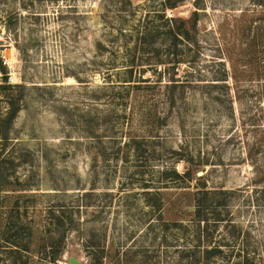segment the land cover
<instances>
[{"label":"rangeland","instance_id":"obj_1","mask_svg":"<svg viewBox=\"0 0 264 264\" xmlns=\"http://www.w3.org/2000/svg\"><path fill=\"white\" fill-rule=\"evenodd\" d=\"M174 1L0 0V264H264V0Z\"/></svg>","mask_w":264,"mask_h":264},{"label":"trees","instance_id":"obj_2","mask_svg":"<svg viewBox=\"0 0 264 264\" xmlns=\"http://www.w3.org/2000/svg\"><path fill=\"white\" fill-rule=\"evenodd\" d=\"M180 1L181 0H175L173 3L170 2V3H168V6H171L174 8L177 6V4ZM177 21H178V18L172 19L169 21V34H170V36L174 37V40L180 36L183 37L185 35L184 31H182L180 28L181 26H179L177 24ZM188 35H190V34H188ZM186 37H188V36L186 35ZM183 38H185V37H183ZM0 66H2V68L4 69V66L1 62H0ZM15 241H17V240H15ZM205 251H206V253H205L204 257L207 259L214 258V257L217 258L223 252L222 248H220L219 246H213V247L207 248ZM52 260L56 262V255L52 256Z\"/></svg>","mask_w":264,"mask_h":264},{"label":"built area","instance_id":"obj_3","mask_svg":"<svg viewBox=\"0 0 264 264\" xmlns=\"http://www.w3.org/2000/svg\"><path fill=\"white\" fill-rule=\"evenodd\" d=\"M0 60L3 63V65H7L9 68L12 67V63L10 61L9 56L5 52H0ZM5 70L0 66V83L3 82V79L5 77Z\"/></svg>","mask_w":264,"mask_h":264},{"label":"water","instance_id":"obj_4","mask_svg":"<svg viewBox=\"0 0 264 264\" xmlns=\"http://www.w3.org/2000/svg\"><path fill=\"white\" fill-rule=\"evenodd\" d=\"M69 262H70L71 264H82V261H81L80 259L74 257V256H71V257L69 258Z\"/></svg>","mask_w":264,"mask_h":264}]
</instances>
